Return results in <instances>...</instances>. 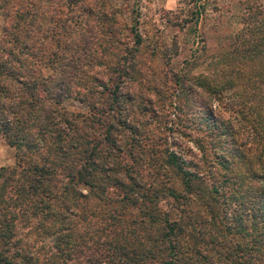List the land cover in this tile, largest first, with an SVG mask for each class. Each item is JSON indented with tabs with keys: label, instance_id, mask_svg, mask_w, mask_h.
Wrapping results in <instances>:
<instances>
[{
	"label": "trees",
	"instance_id": "trees-1",
	"mask_svg": "<svg viewBox=\"0 0 264 264\" xmlns=\"http://www.w3.org/2000/svg\"><path fill=\"white\" fill-rule=\"evenodd\" d=\"M133 4L0 0V264H264V29L174 68Z\"/></svg>",
	"mask_w": 264,
	"mask_h": 264
},
{
	"label": "rangeland",
	"instance_id": "rangeland-1",
	"mask_svg": "<svg viewBox=\"0 0 264 264\" xmlns=\"http://www.w3.org/2000/svg\"><path fill=\"white\" fill-rule=\"evenodd\" d=\"M128 2L134 3V13L145 22V28L150 36H160V40L166 45L176 40L177 52L172 56L171 63L174 68L185 67V70H188L189 67L184 65L183 61L185 58H193L194 52L197 66L193 70L204 71V48H200L204 45V36L208 46L207 52L220 55L222 50L239 44L240 40L250 34V29L256 27L264 29V0H128ZM183 17L192 19L184 25L173 24L174 19L183 20ZM196 46H199L197 50ZM205 59L207 63V58ZM42 68L44 73L51 74L50 67ZM14 154L15 148L7 143L0 129V165L11 164L15 158Z\"/></svg>",
	"mask_w": 264,
	"mask_h": 264
},
{
	"label": "crops",
	"instance_id": "crops-1",
	"mask_svg": "<svg viewBox=\"0 0 264 264\" xmlns=\"http://www.w3.org/2000/svg\"><path fill=\"white\" fill-rule=\"evenodd\" d=\"M3 24H4V18H3V16L0 13V31H1L2 27H3Z\"/></svg>",
	"mask_w": 264,
	"mask_h": 264
}]
</instances>
